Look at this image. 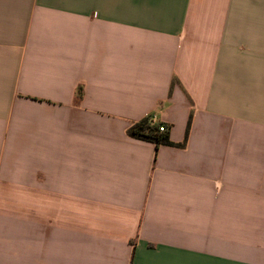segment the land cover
<instances>
[{
    "label": "crops",
    "instance_id": "0c3cea01",
    "mask_svg": "<svg viewBox=\"0 0 264 264\" xmlns=\"http://www.w3.org/2000/svg\"><path fill=\"white\" fill-rule=\"evenodd\" d=\"M0 264H264V0H0Z\"/></svg>",
    "mask_w": 264,
    "mask_h": 264
},
{
    "label": "trees",
    "instance_id": "16d2710c",
    "mask_svg": "<svg viewBox=\"0 0 264 264\" xmlns=\"http://www.w3.org/2000/svg\"><path fill=\"white\" fill-rule=\"evenodd\" d=\"M176 82V79L173 80V85ZM81 94V93H79ZM151 117L152 116H146L142 118L141 120L133 123L128 128V134L137 139L150 141L156 144V147L158 148L160 145H171V146H180L183 147L186 145V141L188 138L189 130H190V124H191V117L188 122V127L185 135V139L181 143H175L170 139L169 132L167 131H161L160 125L151 124Z\"/></svg>",
    "mask_w": 264,
    "mask_h": 264
},
{
    "label": "built area",
    "instance_id": "2783aa9c",
    "mask_svg": "<svg viewBox=\"0 0 264 264\" xmlns=\"http://www.w3.org/2000/svg\"><path fill=\"white\" fill-rule=\"evenodd\" d=\"M150 120H151L152 125H155V124L157 125L156 115H153ZM160 130L167 131V127L165 125H160Z\"/></svg>",
    "mask_w": 264,
    "mask_h": 264
}]
</instances>
